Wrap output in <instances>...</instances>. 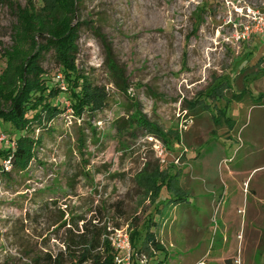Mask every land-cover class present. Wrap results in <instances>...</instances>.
Segmentation results:
<instances>
[{"label":"rangeland","instance_id":"1","mask_svg":"<svg viewBox=\"0 0 264 264\" xmlns=\"http://www.w3.org/2000/svg\"><path fill=\"white\" fill-rule=\"evenodd\" d=\"M31 5L44 1L0 0V77ZM78 21V66L104 104L78 117L67 101L28 130L29 166L5 163L0 264L57 254L94 218L115 262L123 232L130 264H264V0H78ZM43 65L59 72L52 53ZM136 108L159 129L128 124ZM13 129L0 121V145ZM150 216L164 250L136 254Z\"/></svg>","mask_w":264,"mask_h":264},{"label":"trees","instance_id":"2","mask_svg":"<svg viewBox=\"0 0 264 264\" xmlns=\"http://www.w3.org/2000/svg\"><path fill=\"white\" fill-rule=\"evenodd\" d=\"M43 1L40 11L34 5L18 9L13 44L3 54L7 67L0 77V121L15 129L13 136L8 135L10 145H5L6 142L0 145L2 173H6L5 163L20 171L29 166L38 141L28 134V130L44 126L66 112L67 101L78 117L94 113L104 104L100 87L93 84L78 66L81 23L74 22L78 0ZM48 53L53 54L61 76L57 72L49 78L43 65ZM242 94L235 97L240 98ZM133 104L138 105L137 102ZM135 110L128 124H139L153 132L159 129L138 108ZM227 120L232 126L234 119L227 116ZM165 186L168 190L173 189L169 181ZM162 189L163 186H158L156 193ZM180 193L177 192L176 199L185 200ZM94 220H88L81 232H71L67 236L65 250L57 254L45 252L35 255L25 264H115L114 248L104 236L105 226ZM154 225L150 216L142 230L132 232L136 254L164 250L151 230ZM140 234L142 238H138ZM133 264L140 263L135 260Z\"/></svg>","mask_w":264,"mask_h":264},{"label":"built area","instance_id":"3","mask_svg":"<svg viewBox=\"0 0 264 264\" xmlns=\"http://www.w3.org/2000/svg\"><path fill=\"white\" fill-rule=\"evenodd\" d=\"M61 76V75H60ZM7 142H10L9 139ZM120 233V232H119ZM113 244L117 250L125 253L123 256L117 255L115 264H130L133 256L130 239L127 233L121 232L113 238Z\"/></svg>","mask_w":264,"mask_h":264},{"label":"crops","instance_id":"4","mask_svg":"<svg viewBox=\"0 0 264 264\" xmlns=\"http://www.w3.org/2000/svg\"><path fill=\"white\" fill-rule=\"evenodd\" d=\"M233 176V174H232V171H231V177Z\"/></svg>","mask_w":264,"mask_h":264}]
</instances>
